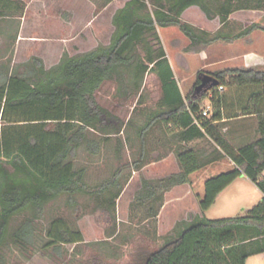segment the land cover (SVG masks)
I'll return each mask as SVG.
<instances>
[{"label": "trees", "instance_id": "trees-1", "mask_svg": "<svg viewBox=\"0 0 264 264\" xmlns=\"http://www.w3.org/2000/svg\"><path fill=\"white\" fill-rule=\"evenodd\" d=\"M110 1L103 0V5ZM236 3L238 8L264 10V0H225L217 9L210 0H127L112 18L114 31L109 44L64 54L60 63L50 69L45 68L41 58L34 57L28 75L0 72V264H7L2 250L9 237L22 250L34 244L36 222L50 202L66 195L74 204L77 194L95 193L87 182V168L76 166L74 159L84 146L98 153L100 144L95 135H118L124 130L126 121L104 106L98 96L106 85L115 82L122 97L127 98L132 88L127 76L138 77L139 71L156 74L166 107L153 113L140 128L143 143L144 132L156 122L178 126L180 141L203 138L214 145L210 152L179 148L177 157L182 169L164 179L162 187L187 183L193 172L222 157H229L233 166L205 180L200 213L180 222L176 232L163 243L140 249L132 264H246L250 256L264 254V196L239 215L209 218L205 214L218 194L239 176L246 175L264 194V68L220 70L214 74L218 86L196 93L198 78L184 96L165 48L161 44L156 48L148 41L155 37L160 42L157 26L177 25L194 44L204 46L239 39L255 29L264 30V26L254 23L238 33L225 32L222 26L215 33L205 29L200 32L182 21L185 11L197 6L208 18L219 16L224 25ZM25 6L24 0H0V16ZM140 46L145 47L146 62L138 54ZM135 88H140L138 82ZM229 88H236L239 95V112L233 115L226 111ZM207 98L212 107L209 118L203 115V101ZM239 115L257 116L259 137L235 147L218 121ZM122 147L118 139L120 158ZM120 171L122 168L97 186L98 195L115 186L118 197L122 190ZM139 200L151 208L160 201L158 209L162 200L158 186L146 182ZM26 211L31 216L11 232L12 220ZM47 238L46 246L54 247L84 240L83 233L72 229L62 217L52 220ZM92 264L109 262L96 255Z\"/></svg>", "mask_w": 264, "mask_h": 264}, {"label": "rangeland", "instance_id": "rangeland-1", "mask_svg": "<svg viewBox=\"0 0 264 264\" xmlns=\"http://www.w3.org/2000/svg\"><path fill=\"white\" fill-rule=\"evenodd\" d=\"M47 1L48 4L41 5L35 2L29 5L28 10L25 6L22 10L12 9L0 16V72L28 75L32 70L34 57L41 58L45 68L50 69L60 63L64 54L74 53L75 48L71 43H60L54 36L55 32L50 30L58 26L56 12L58 9L62 11L63 7L67 6L65 1ZM90 1L96 5L94 11L92 8V11H87L88 7H84L81 12L71 13L76 24L75 33L79 34L81 30H86L89 35L97 34L87 37L81 33L84 34L86 41L80 46L86 51L100 44L110 43L114 31L110 17L113 18L114 8L116 9V4H113L103 13L106 23L105 25L103 23L99 30L97 24H100V18H96L95 15L100 6L96 4L97 0ZM210 1L216 9L225 2V0ZM61 4L62 8H60ZM236 6L224 25L219 16L214 19L208 18L197 6L187 9L182 21L191 24L200 32L205 29L215 33L222 26L225 32L238 33L246 26L256 23L264 12L262 8H238V3ZM24 15L27 18V27L23 31L22 16ZM46 27H50L49 31L45 30ZM157 31L160 42L155 37H150L148 41L156 48L160 44L165 48L184 96L193 89L200 72L214 75L221 69H226L222 68L224 64H215L212 59L244 49L238 42L233 45L219 41L209 46L194 44L177 25L157 26ZM256 31L264 34L263 30ZM23 33L39 35L45 33L49 41H40L37 37L26 38ZM216 43L219 44L214 45ZM215 46H219L220 50L216 51ZM144 48L143 46L138 48L142 62L147 61ZM221 51L224 54H220ZM138 74L140 75L138 77L127 76V80L132 85L127 98L122 97L115 82L106 85L98 96L104 106L126 121L124 130L118 135H95L100 144L98 153H92L84 146L78 150V155L74 159L76 166L87 168V182L95 193L77 194L74 204L68 201L66 195L50 202L36 222L37 234L33 245L27 250H22L10 237L8 238L2 250L7 264H92L96 255L104 256L109 264H132L140 249L153 248L163 243L176 232L180 222L189 220L194 213H200L199 200L203 196L204 179L229 169L230 162L222 157L216 163L192 173L188 183H178L163 188V180L179 173L182 169L177 150L182 146H190L180 141L176 126L156 122L144 132L145 143H143L140 128L153 113L166 107L162 103V86L156 74L152 71L146 73L139 71ZM135 82L140 84L138 90L135 88ZM210 103L209 98L203 101L205 108L211 107ZM211 114L212 111L209 112L208 118ZM118 139L123 144L121 158L117 156ZM205 142L203 145L198 142L197 145L209 149L211 144L214 148L212 142L208 140ZM143 150H145L144 157ZM119 168H122L119 179L122 190L118 197H116L118 189L115 186L111 193L98 195L97 186L112 178ZM146 182L158 186V192L162 195L158 209L156 205L160 201L152 208L150 204L139 203V194ZM243 188L249 195L256 196L257 191L251 185L244 184ZM205 214L209 218H218L222 215L218 207L213 205L205 211ZM30 216L31 213L28 211L18 214L11 222L10 231H14ZM57 217L66 219L72 229L80 230L84 240L55 247L46 246L47 230L52 220Z\"/></svg>", "mask_w": 264, "mask_h": 264}, {"label": "crops", "instance_id": "crops-1", "mask_svg": "<svg viewBox=\"0 0 264 264\" xmlns=\"http://www.w3.org/2000/svg\"><path fill=\"white\" fill-rule=\"evenodd\" d=\"M24 1L26 4V10L29 9V5H32L35 2H36V4H41V5L42 4H48L47 0H24ZM64 1H65V5H67V6L63 7V9H62L63 12L60 11L59 9L56 12V14H57L56 19H58L57 20L58 26H55L53 29H50V30H53L55 32L54 36H56L58 38L60 43L61 42L71 43V46L73 48H75L74 53H71L72 55L79 53V52H84L86 50H82V46H80V45H82V43H84L86 41L84 34L87 37H90L92 35L96 36L97 34L89 35L86 32V30H81V32L79 34L75 33L76 32V24H75V21H74L71 13H77L78 11L81 12L84 7H86V8L88 7L87 11H89V10L92 11V9L94 11V7L96 8V5L93 1H90V0H72V1L71 0H63L62 2H64ZM77 1H80V2L77 3ZM126 1L127 0H112L108 3H106V5H103V0H99V2L97 0L96 4L100 6V9L97 10V15H95V16H96V18H100L99 19L100 24L99 23L97 24V25H99V26H97L99 28V30H100L101 25L103 23L105 25V23H106V18L104 17L105 15L103 16V13L109 8V6L116 4V9L114 8V10L116 12V10L118 8H120L121 6H123V4ZM77 4H79L80 6ZM60 8H62V4H61ZM86 8H85V11H86ZM71 9H73L72 12H71ZM22 19H23V31H24L25 28L27 27V24H26L27 18L24 15V16H22ZM39 19H40V17H39ZM60 19H61V21H60ZM110 19L112 20L111 17H110ZM256 23L264 26V12L260 16V18L256 21ZM49 28L50 27H48V28L46 27L45 30L49 31ZM98 28H96V29H98ZM256 30L257 29L253 30L248 35H245L244 37L239 38V39L219 40V43H225L227 45L228 44L233 45L236 42H238V44L240 43L243 45L241 48L244 47V49H240L241 51L238 49V51H236L234 54L230 53L228 56H225V55L218 56L214 60L212 59L213 63L224 64V66L222 68H235V67H239V68L261 67V68H264V34H262V32L259 33V31H256ZM259 30H262V29H259ZM81 33H84V34H81ZM23 36H25L26 38H33V39H35L37 37L38 39H40V41H49V38L46 37L45 33H43L42 35L35 34V33H23ZM219 43H216L214 45H217ZM225 44H223V45H225ZM214 49L216 51H218V50H220V47L215 46ZM202 51H204L203 53H205V49H203ZM207 52L208 51H206V54H208ZM222 53L224 54V52L221 51L220 54H222ZM172 68H173V66H172ZM181 91H182V89H181ZM227 96H228L227 110H226L227 114L233 115V114L238 113L239 112L238 111L239 110L238 109L239 108V106H238L239 105L238 90L236 88H229ZM205 109H208L210 112L211 107L208 106ZM218 123L221 126L222 131H223L224 135L226 136V138L235 147H239V146H241L245 143L251 142V141H253L259 137V134L257 132L258 119H257L256 115H239V116H235V117H231V118L225 117L221 121H218ZM176 127L178 128V126H176ZM204 141L207 142V140H205L203 138H194V139H190L188 141H183V142L188 143L190 148L199 149V150H202L204 152L205 151L206 152L212 151V149H214V148H212L211 144H209V147L211 149L209 147H208L209 149H206L205 147L200 146V144L197 145L198 142H201L203 145ZM191 144H194V146H192ZM195 145H197V146H195ZM225 158H227L229 160V162H230L229 169H231L233 166L232 160L229 157H225ZM216 162L217 161L212 162L207 166H210ZM203 168H201V169H203ZM191 175H190V177H191ZM262 176L264 177V171L262 173ZM205 180L206 179H204V181H203V195L205 192V188H204ZM244 184L251 185L255 189V191H257V192H255V193H257L256 196L249 195L246 192V190H244V188H243ZM263 196H264V194L261 192V190L258 188V186L254 182H252L246 175H242V176H239L238 178H236L232 183H230L226 188H224L218 194L216 201L213 204V206L218 207L219 213L222 214L218 218L231 217V216L242 214L245 210H247L248 208H250V207L254 206L256 203H258L262 199ZM246 264H264V254H256V255L250 256L247 259Z\"/></svg>", "mask_w": 264, "mask_h": 264}, {"label": "water", "instance_id": "water-1", "mask_svg": "<svg viewBox=\"0 0 264 264\" xmlns=\"http://www.w3.org/2000/svg\"><path fill=\"white\" fill-rule=\"evenodd\" d=\"M200 82L195 86L196 93H203L219 85V80L212 74L200 72L198 75Z\"/></svg>", "mask_w": 264, "mask_h": 264}, {"label": "built area", "instance_id": "built-area-1", "mask_svg": "<svg viewBox=\"0 0 264 264\" xmlns=\"http://www.w3.org/2000/svg\"><path fill=\"white\" fill-rule=\"evenodd\" d=\"M203 115H204V116H208V115H209V110H208V109H204V111H203Z\"/></svg>", "mask_w": 264, "mask_h": 264}]
</instances>
